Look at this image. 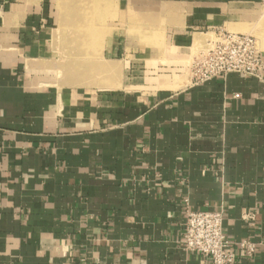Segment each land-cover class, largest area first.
I'll list each match as a JSON object with an SVG mask.
<instances>
[{"label": "crops", "instance_id": "obj_1", "mask_svg": "<svg viewBox=\"0 0 264 264\" xmlns=\"http://www.w3.org/2000/svg\"><path fill=\"white\" fill-rule=\"evenodd\" d=\"M93 1L114 28L67 10L82 36L58 45L50 3L0 0V264H209L181 246L187 210L221 211L235 264H264V79L181 88L153 47L188 57L264 0Z\"/></svg>", "mask_w": 264, "mask_h": 264}, {"label": "built area", "instance_id": "obj_2", "mask_svg": "<svg viewBox=\"0 0 264 264\" xmlns=\"http://www.w3.org/2000/svg\"><path fill=\"white\" fill-rule=\"evenodd\" d=\"M238 74L244 79H264V52L255 37L248 34L221 32L210 49L194 57L191 63V83L200 85L217 77ZM235 99L239 94L234 95ZM233 245L223 233L221 211H186L181 246L197 253L209 264H235ZM240 248L252 255L255 246L240 244Z\"/></svg>", "mask_w": 264, "mask_h": 264}, {"label": "rangeland", "instance_id": "obj_3", "mask_svg": "<svg viewBox=\"0 0 264 264\" xmlns=\"http://www.w3.org/2000/svg\"><path fill=\"white\" fill-rule=\"evenodd\" d=\"M44 1L51 4L53 11L55 13L54 19H55V27L57 28L56 36H57L58 45L60 43L61 36H64L65 34L68 35V37H71V39H75L78 36H82V35H79L78 28L76 29L75 33L72 31H68L65 28L66 25L67 26L69 25L67 21H70L71 19L68 17V14L66 13L67 10L73 11V12L76 11V13H79V10L81 9V7L83 9H93L94 10L99 6V4L95 3V1L91 3L90 0H44ZM106 6H107L106 3H103V4L100 3V8L102 7L103 10H99V11L94 10L93 12H89L88 15L85 14V17L87 21L89 22V25H93V24L96 25L94 21L98 19L97 20L98 23L101 24V29H98V30H101L103 38L106 37L107 34H109L111 28H114L113 20H116V18L113 17V15H111V11H109L110 9L107 10ZM256 15L258 16L255 18V21L251 23L247 28L240 29V30L231 29L228 31L230 33L248 34V35L255 37L258 42L259 48L264 52V1L260 5V9ZM75 18H79V17L77 16ZM74 19L72 18V20ZM84 21L86 22L85 24L86 27H88V23L85 20V18H84ZM134 31L135 29L133 28L132 30H130V32L132 33H134ZM221 32L223 31L221 30L217 32L216 35L210 33L206 35L202 41H196L193 48L190 50V55L188 57H178L179 55L176 53L175 50L168 49L166 45L162 42L163 37L161 38L157 35L156 43L153 44V47H155V49L160 51V54L158 53L159 56L156 61L158 62V67H161V68H157L156 70L157 72L156 74H158L157 78L161 80L172 81V82L178 81L180 83L181 88L185 87L187 83L190 84L191 82L190 81L191 63H192L193 58L197 57L200 53L206 51L207 49H210L211 44L217 39V35ZM87 33H88V30H87ZM127 33H129V31H127ZM88 34L89 36H91L90 33ZM96 35H97V31L94 33V37L97 38ZM142 38L140 37L141 40ZM77 45L78 44H76L75 46L73 45L74 50L76 49L78 50V47L80 44L78 46ZM89 49L95 52L96 44L95 43L89 44ZM73 67H76L75 69L77 70L80 69L79 64H73ZM110 75H112V73H110ZM110 75H107L105 73L103 76L108 77ZM70 76L67 77V80L72 81V82L75 81V82H73L72 84H66V85H71V86L72 85H79V86L86 85V84H81L80 82L82 81V79H84L82 76L80 75L75 76V74L71 77ZM59 79L63 80V77L59 76L58 80ZM103 83L107 84L108 83L107 79L103 80ZM181 85H184V86H181Z\"/></svg>", "mask_w": 264, "mask_h": 264}]
</instances>
